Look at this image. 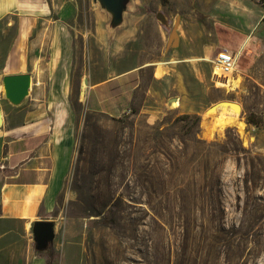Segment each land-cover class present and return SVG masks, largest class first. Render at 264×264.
<instances>
[{
	"label": "rangeland",
	"instance_id": "rangeland-1",
	"mask_svg": "<svg viewBox=\"0 0 264 264\" xmlns=\"http://www.w3.org/2000/svg\"><path fill=\"white\" fill-rule=\"evenodd\" d=\"M52 5L72 36L77 153L51 209L4 226L0 264H264V3L122 0L116 18L99 0ZM219 51L238 55L234 90L213 82ZM157 60L166 62L159 76L142 66ZM131 69L140 81L122 117L86 111L77 99L80 77ZM223 100L238 103L240 114L214 131L220 112L204 113ZM185 114L200 117L198 129ZM192 181L193 204L184 199ZM192 230L209 241L198 240V252Z\"/></svg>",
	"mask_w": 264,
	"mask_h": 264
},
{
	"label": "crops",
	"instance_id": "crops-1",
	"mask_svg": "<svg viewBox=\"0 0 264 264\" xmlns=\"http://www.w3.org/2000/svg\"><path fill=\"white\" fill-rule=\"evenodd\" d=\"M52 11V0H0V100L10 105L0 108L1 234L6 224H29L51 209L77 153L80 121L71 104L72 36L63 15L54 17ZM165 63L142 66H155L159 76ZM22 73L30 77L28 91L11 100L2 79ZM84 78L78 81L77 95L84 109L120 118L132 104L140 74L131 69L103 80ZM82 81L87 83L83 97Z\"/></svg>",
	"mask_w": 264,
	"mask_h": 264
},
{
	"label": "bare ground",
	"instance_id": "bare-ground-1",
	"mask_svg": "<svg viewBox=\"0 0 264 264\" xmlns=\"http://www.w3.org/2000/svg\"><path fill=\"white\" fill-rule=\"evenodd\" d=\"M159 73V72H158ZM158 73H156L158 75ZM212 79L216 81V86L217 87H225L229 90H234L235 88L239 87V83L241 81L240 77L236 76H232L229 74H223L219 68L217 66L213 67V72H212ZM31 83V81H30ZM87 90V83L85 81H82L81 83V97H83L85 95V92ZM173 106L177 107L179 106V103L177 101L173 102ZM222 109V113L218 116V118L216 119V123L214 126V131H221L227 124L229 125L230 122L232 120H235L239 117L240 114V105L236 102L233 101H229V100H225V101H220L217 102V104L213 105L212 107L209 108L210 111L206 112V115H212L214 113H216V111H218V109ZM241 120V119H240ZM234 122V121H233ZM238 122V127L240 129V132L242 134H245L244 132H246L245 130V122H241V121H237ZM213 131V132H214ZM262 225V224H261ZM264 227V226H262ZM263 230V229H261ZM261 233V232H260ZM199 235V234H198ZM261 235V234H260ZM193 230H192V248L194 250H196L198 252V244L199 241H206V244L208 241V239L206 238V235H204L202 238L201 236L199 237L200 239H198L196 237V235L194 236ZM257 237V236H256ZM256 239V238H255ZM257 241V239H256ZM256 241L254 243H256ZM259 241V239H258ZM196 242V243H195ZM253 243V245H255ZM252 246V245H251ZM261 247V244L257 245V248H254V251L258 250V248ZM250 248V247H249ZM192 249V250H193ZM194 253V251H192ZM192 253V259L196 261V256H193L194 254ZM253 253V252H252ZM246 254V253H245ZM255 254V253H254ZM198 255V254H196ZM251 256V255H249ZM255 257V256H254ZM253 258V257H252ZM256 258V257H255ZM239 259V258H238ZM245 260V259H244ZM249 260V259H248ZM264 260V259H263ZM253 261V260H252ZM235 262V260H234ZM237 262V261H236ZM243 262V261H242ZM255 261H253L252 264H254ZM233 263V262H232ZM239 263V262H238ZM234 264V263H233Z\"/></svg>",
	"mask_w": 264,
	"mask_h": 264
},
{
	"label": "water",
	"instance_id": "water-1",
	"mask_svg": "<svg viewBox=\"0 0 264 264\" xmlns=\"http://www.w3.org/2000/svg\"><path fill=\"white\" fill-rule=\"evenodd\" d=\"M102 5L111 11L114 17H118L122 7V0H99ZM161 18L160 15H158ZM176 39V32L172 30L168 36L167 45L169 46ZM3 83L6 96L11 100H18L27 91L30 84V77L26 73L12 74L3 77ZM225 101V100H223ZM213 106V105H212ZM210 106V107H212ZM2 122L0 112V124Z\"/></svg>",
	"mask_w": 264,
	"mask_h": 264
},
{
	"label": "built area",
	"instance_id": "built-area-1",
	"mask_svg": "<svg viewBox=\"0 0 264 264\" xmlns=\"http://www.w3.org/2000/svg\"><path fill=\"white\" fill-rule=\"evenodd\" d=\"M238 55L231 51H219L214 58V66H217L223 74H230L235 70ZM216 85V81L213 80Z\"/></svg>",
	"mask_w": 264,
	"mask_h": 264
},
{
	"label": "trees",
	"instance_id": "trees-1",
	"mask_svg": "<svg viewBox=\"0 0 264 264\" xmlns=\"http://www.w3.org/2000/svg\"><path fill=\"white\" fill-rule=\"evenodd\" d=\"M260 2H262V3H264V0H259ZM132 76H135V74L134 73H132L131 74ZM103 114V113H102ZM106 115V114H105ZM111 118H113V119H118V118H114V117H111ZM182 119H192V127H193V129L195 128V129H198V123H199V120H200V117L197 115V114H192V115H189V114H185V115H183L182 116ZM247 121L248 122H251V123H253V124H257V120H255V118L252 116V115H249V116H247ZM193 183H194V181H192V196H186L184 199L186 200V201H190V200H192V204L194 203V200L196 199V197H197V192H196V190H195V188H194V186H193ZM158 216H160V219L163 221V222H165V219L163 218V216H161L160 214L158 215ZM164 219V220H163ZM168 220H166V222H167ZM192 221H193V219H192ZM178 264H190V262H189V260L188 259H181L179 262H178Z\"/></svg>",
	"mask_w": 264,
	"mask_h": 264
}]
</instances>
